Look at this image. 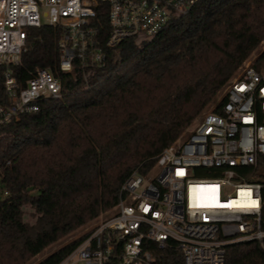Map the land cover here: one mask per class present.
Wrapping results in <instances>:
<instances>
[{
	"label": "trees",
	"instance_id": "trees-1",
	"mask_svg": "<svg viewBox=\"0 0 264 264\" xmlns=\"http://www.w3.org/2000/svg\"><path fill=\"white\" fill-rule=\"evenodd\" d=\"M100 19L105 37L107 15ZM58 39L53 28L33 29L21 72L28 79L50 68L62 97L0 133V264H27L111 213L135 173L147 177L204 112H218L264 41V0H201L149 43L111 52L86 79L60 72ZM263 61L264 52L255 64ZM83 239L37 264H59ZM160 255L161 264H183L179 251ZM226 264H264V252L255 242L234 245Z\"/></svg>",
	"mask_w": 264,
	"mask_h": 264
},
{
	"label": "built area",
	"instance_id": "built-area-1",
	"mask_svg": "<svg viewBox=\"0 0 264 264\" xmlns=\"http://www.w3.org/2000/svg\"><path fill=\"white\" fill-rule=\"evenodd\" d=\"M201 0H0V133L62 97L50 68L21 72L33 29L59 32L61 73L103 70L111 52L141 34L152 40ZM100 13L107 15L105 24ZM135 44L138 45L136 42ZM260 64V63H259ZM249 64L225 91L218 112L157 157L156 176L134 174L124 197L59 264H226L231 246L264 252V61ZM190 127V128H191Z\"/></svg>",
	"mask_w": 264,
	"mask_h": 264
},
{
	"label": "rangeland",
	"instance_id": "rangeland-1",
	"mask_svg": "<svg viewBox=\"0 0 264 264\" xmlns=\"http://www.w3.org/2000/svg\"><path fill=\"white\" fill-rule=\"evenodd\" d=\"M150 41H152V37L151 36H147L144 33H141L136 39L135 42L138 45L143 46L146 43H149ZM264 52V41L262 42V44L260 45V47L251 55V57L244 63L242 69H244V67L246 65L249 64H254L256 63L258 57ZM262 63L259 64V66H261ZM242 69L239 71V73L242 71ZM238 73V74H239ZM215 109V107H210L206 112H204L201 115V118L213 111ZM192 130V127L190 129H188L181 137L182 139L187 138L190 135V132ZM158 173V169H155L152 173H150V176H156V174ZM26 212V216H25V221L29 222V223H34V218L32 217L33 211L29 208L26 207L25 209ZM108 214H104L102 216H100L97 220L87 224L86 226L80 228L79 230H77L75 233H73L72 235H70L69 237L63 239L62 241H60L59 243H57L56 245L51 246L50 248H48L47 250H45L43 253H41L40 255H38L37 257L33 258L30 262H28L27 264H37L39 262H41L42 260H44L46 257H48L50 254L56 252L57 250H59L61 247L65 246L66 244H68L69 242L76 240L80 237H83L88 231H90L93 226L100 221L101 219H104L105 217H108Z\"/></svg>",
	"mask_w": 264,
	"mask_h": 264
}]
</instances>
